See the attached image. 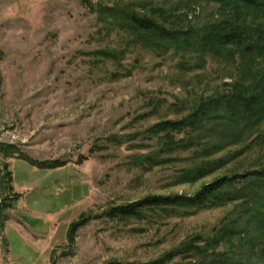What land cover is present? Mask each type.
Wrapping results in <instances>:
<instances>
[{"label":"rangeland","instance_id":"obj_1","mask_svg":"<svg viewBox=\"0 0 264 264\" xmlns=\"http://www.w3.org/2000/svg\"><path fill=\"white\" fill-rule=\"evenodd\" d=\"M98 6L170 29L237 16L214 0H0V264H197L190 246L218 235L219 250L255 260L264 226L240 201L154 208L142 219L109 212L149 196H194L217 178L264 167V121L230 145L218 135L240 127L225 120L165 126L210 99L250 92L264 55L146 46L102 21ZM167 136L197 143L168 150ZM219 159L205 177L186 174ZM41 236L48 250L15 263L10 238L20 252Z\"/></svg>","mask_w":264,"mask_h":264},{"label":"trees","instance_id":"obj_2","mask_svg":"<svg viewBox=\"0 0 264 264\" xmlns=\"http://www.w3.org/2000/svg\"><path fill=\"white\" fill-rule=\"evenodd\" d=\"M214 1H219L224 6L232 8L230 11L237 16L229 15L230 18L199 29H170L157 19L132 12L128 8L98 6L96 12L102 21H107L109 25L129 32L137 42L146 46L161 49L177 48L199 54L216 55L225 52L240 55H264V21L247 22L249 17L242 18L240 15V13L246 15L255 13L264 16V0ZM212 120H225L240 127L238 134L223 131L218 135L224 145L238 141L241 135L250 133L259 127L264 121V69L250 92H228L210 99L202 103L192 117L180 122H166L165 126L181 130L185 126L193 127ZM262 139L263 136L260 134L254 138V141ZM196 143L197 138L192 136L178 141L167 136L163 145L168 150H176L195 147ZM213 149H223V147L221 145L210 150H203V152L212 151L207 154L210 155L216 152ZM195 152L200 155L197 151ZM201 157H206V154H201ZM224 163L225 159L204 161L195 168L187 170L186 174L189 177L195 172L194 175L205 177ZM51 165L49 164V167ZM236 201H240L246 207L244 210L252 213L253 219L259 220V223L264 226V167L244 174L217 178L205 185L194 196L180 194L149 196L132 204L114 207L109 214L115 218L142 219L145 217V211L154 208L222 206ZM78 225L79 223L73 225L71 235L77 230ZM222 239L223 235L203 238L204 244L197 243L193 247L190 246V249L200 257L197 264H264V247L254 260L252 255L254 253L245 255L240 251L219 250Z\"/></svg>","mask_w":264,"mask_h":264},{"label":"crops","instance_id":"obj_3","mask_svg":"<svg viewBox=\"0 0 264 264\" xmlns=\"http://www.w3.org/2000/svg\"><path fill=\"white\" fill-rule=\"evenodd\" d=\"M35 235L36 234L34 233L33 234V238L37 236V235L36 236ZM38 236H40V235H38ZM43 238H44L43 236H41V238H37V239H39V240L36 239L38 242L31 243L30 245H25L24 244L27 249L23 248L24 250L23 251L20 250V252L19 251L17 252V250L14 249V241H13V239L10 238V242H11L10 243V248H11V253H13V256H14V259H15V263H17V262L19 263L21 260L22 261H28L31 258V255L44 254L48 250V247H49L48 245L49 244L47 246H45L42 243ZM40 239H42V240L40 241ZM50 239H51V237H50Z\"/></svg>","mask_w":264,"mask_h":264}]
</instances>
